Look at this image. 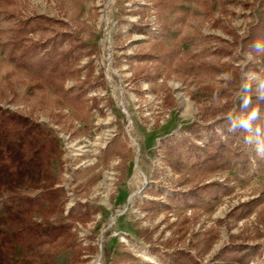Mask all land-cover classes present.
<instances>
[{"label": "rangeland", "instance_id": "374dc122", "mask_svg": "<svg viewBox=\"0 0 264 264\" xmlns=\"http://www.w3.org/2000/svg\"><path fill=\"white\" fill-rule=\"evenodd\" d=\"M263 15L0 0V264H264V111L238 110L264 100V42L244 50Z\"/></svg>", "mask_w": 264, "mask_h": 264}, {"label": "trees", "instance_id": "16d2710c", "mask_svg": "<svg viewBox=\"0 0 264 264\" xmlns=\"http://www.w3.org/2000/svg\"><path fill=\"white\" fill-rule=\"evenodd\" d=\"M263 4H264V0H263ZM61 38L62 39L60 40L59 44H54L55 47L62 45L66 40V36H61ZM263 42H264V15L260 23L251 30L249 37L244 40V50L256 55L258 50V45ZM27 49H29V47ZM67 58L68 57L65 54L64 55L62 54L61 56H57V54L51 53V56L48 59H44L42 73H47L50 76L56 75L58 78H62L64 75V70L62 68V65L63 67L69 66V64H67L68 63ZM49 68L50 70H47ZM63 81L64 80H62V82ZM95 106L96 107L99 106L96 100H95ZM238 110L246 115L247 125L250 128H253L255 122L264 111V100L258 97L245 99ZM196 127L201 128V126L197 124H193V126H191V129H194ZM173 261L175 264H202L199 261H197L190 253L184 251H179L178 253L174 254Z\"/></svg>", "mask_w": 264, "mask_h": 264}]
</instances>
